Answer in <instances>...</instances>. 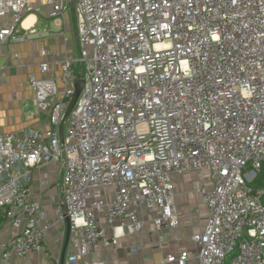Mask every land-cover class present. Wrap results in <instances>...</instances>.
I'll list each match as a JSON object with an SVG mask.
<instances>
[{
    "label": "built area",
    "instance_id": "2783aa9c",
    "mask_svg": "<svg viewBox=\"0 0 264 264\" xmlns=\"http://www.w3.org/2000/svg\"><path fill=\"white\" fill-rule=\"evenodd\" d=\"M69 11V0H0V46L66 42ZM43 13L59 31L22 27ZM74 13L78 55L59 61L58 76L38 63L45 76L28 82L48 128L0 134V212L13 231L0 264L46 256L49 226L28 185L36 167L56 163L53 225L64 238L67 220L69 231L57 264H109L99 244L141 233L144 212L156 213L153 229H177L172 175L191 172L211 184L193 192L207 213L196 264H264V191L251 186L264 185V0H74ZM188 260L179 252L162 262Z\"/></svg>",
    "mask_w": 264,
    "mask_h": 264
},
{
    "label": "crops",
    "instance_id": "0c3cea01",
    "mask_svg": "<svg viewBox=\"0 0 264 264\" xmlns=\"http://www.w3.org/2000/svg\"><path fill=\"white\" fill-rule=\"evenodd\" d=\"M33 27L37 32L50 29L60 30L56 23L47 21L45 13L35 16ZM8 18L0 19V26L7 23ZM23 24V23H22ZM39 24H42L40 27ZM23 27V25H22ZM62 27V25H61ZM24 29H28L23 27ZM65 39L62 37L33 38L22 43H6L0 46V134L15 133L26 138L31 128L45 131L48 118L44 113L37 112L33 104V94L28 87L31 78H43L37 64L48 63V74L59 75V61L65 56H77L76 33L71 10L65 17ZM45 48L51 56L42 57L40 48ZM16 55V57H14ZM78 69L79 64H75ZM64 131V127H63ZM17 169L19 167L17 166ZM62 163L38 166L32 171L28 188L39 201L48 229L44 238V254L28 253L23 259L13 264H57L61 262L64 238L60 236L61 227L53 225V205L60 197V176ZM175 188L174 204L178 213L179 226L175 230H156L152 227V218L156 213L141 214L143 229L141 233L124 235L117 239L114 247L104 249L99 244L97 256L109 264H167L162 260L168 256H177L186 252L189 260L185 264H196L193 255L197 245L193 238L200 235L206 220V209L201 194L194 190L210 189L209 182L202 183L197 173L173 174ZM111 194V189H108ZM0 253L13 233L9 223L0 212ZM110 235V231H106ZM135 249L130 253V249ZM66 253V247L64 255Z\"/></svg>",
    "mask_w": 264,
    "mask_h": 264
},
{
    "label": "water",
    "instance_id": "95a60500",
    "mask_svg": "<svg viewBox=\"0 0 264 264\" xmlns=\"http://www.w3.org/2000/svg\"><path fill=\"white\" fill-rule=\"evenodd\" d=\"M69 3H70V10L72 13L73 24H74V28H75L74 0H69ZM82 86H83L82 81L77 82L74 94H73L71 100L69 101L68 107H67V109H66V111L62 117L60 127H59V137H60L61 142L63 141V127L65 125V122L68 118L70 111L72 110V108H73V106L77 100V97L81 91ZM65 226H66V232H65V237H64L63 254L61 256V263L63 262V259H64V251H65V247L67 245L68 238H69L68 221L67 220H65Z\"/></svg>",
    "mask_w": 264,
    "mask_h": 264
},
{
    "label": "trees",
    "instance_id": "16d2710c",
    "mask_svg": "<svg viewBox=\"0 0 264 264\" xmlns=\"http://www.w3.org/2000/svg\"><path fill=\"white\" fill-rule=\"evenodd\" d=\"M251 186L253 189L263 188V191H264V185H261L260 183H258V179ZM260 202L262 203V205L264 207V194L260 197ZM1 221H2V219L0 218V223H1Z\"/></svg>",
    "mask_w": 264,
    "mask_h": 264
},
{
    "label": "bare ground",
    "instance_id": "6f19581e",
    "mask_svg": "<svg viewBox=\"0 0 264 264\" xmlns=\"http://www.w3.org/2000/svg\"><path fill=\"white\" fill-rule=\"evenodd\" d=\"M34 22V17L30 15L29 17L26 18V20L23 22V27L28 28L31 26V24Z\"/></svg>",
    "mask_w": 264,
    "mask_h": 264
},
{
    "label": "rangeland",
    "instance_id": "374dc122",
    "mask_svg": "<svg viewBox=\"0 0 264 264\" xmlns=\"http://www.w3.org/2000/svg\"><path fill=\"white\" fill-rule=\"evenodd\" d=\"M39 26L41 27L42 24H39ZM51 29L55 30V29H54V26L50 25V30H51ZM76 51H77V55H78V48H77ZM66 128H67V125H66V123H65V125H64V132H65Z\"/></svg>",
    "mask_w": 264,
    "mask_h": 264
}]
</instances>
